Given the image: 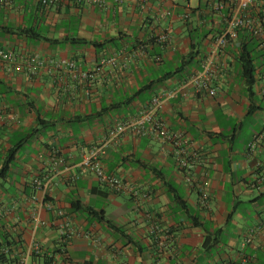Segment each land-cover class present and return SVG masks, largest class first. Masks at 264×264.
I'll use <instances>...</instances> for the list:
<instances>
[{
	"label": "crops",
	"instance_id": "crops-1",
	"mask_svg": "<svg viewBox=\"0 0 264 264\" xmlns=\"http://www.w3.org/2000/svg\"><path fill=\"white\" fill-rule=\"evenodd\" d=\"M218 1L0 0V48L17 55L21 67L9 72L0 63V208L7 211L1 226L21 235L18 252L30 255L28 264H264V52L243 29L215 57V97L197 93L190 80L237 7V0H222L218 12ZM263 7L256 0L252 17ZM198 26L204 37L193 49ZM164 30L175 52L146 42ZM122 51L117 66H103L88 81L56 66L66 59L89 71ZM248 52L251 88L242 67ZM33 55L45 65H27ZM171 90L176 96L157 118L181 136L182 156L154 134L112 143L105 168L137 196L117 194L82 170L84 156L117 123ZM35 179L46 183L45 196ZM60 211L81 235L60 237Z\"/></svg>",
	"mask_w": 264,
	"mask_h": 264
},
{
	"label": "built area",
	"instance_id": "built-area-1",
	"mask_svg": "<svg viewBox=\"0 0 264 264\" xmlns=\"http://www.w3.org/2000/svg\"><path fill=\"white\" fill-rule=\"evenodd\" d=\"M118 3H123L124 0H116ZM176 2L177 0H171ZM43 5H49L54 0H41ZM91 2L99 4L101 6L107 4V0H91ZM150 0H142V3L148 4ZM224 3L219 0L215 4V10L222 12L224 9ZM256 6V0H237V7L235 11L227 17L226 27L222 33L216 38L213 49L206 56L202 69L194 74L190 80L195 87L197 93H205L210 97H215L218 93L216 87L217 71L215 69V57L216 55L228 45V43L237 38L239 31L248 29L251 35L259 42V47L264 52V9L261 10L260 17L254 18L251 15V10ZM264 8V7H263ZM171 11H166L165 16L170 17ZM188 18V15L186 16ZM146 42H155L164 47H169L172 52L177 50V46L173 41V38L168 30L151 32ZM149 50L148 43L142 44L139 47L138 53L141 56H145ZM125 52H117L114 55L103 57L99 61V66L93 70L84 71L77 66V64L70 60H61L56 66L64 67L65 69L72 71L75 78L82 80H91L97 73L102 70L105 65L117 66L119 60L124 56ZM0 63L4 64L9 72L12 70H20V63L18 56L13 52L0 48ZM27 65L32 66H44L45 61L39 55H33L26 60ZM54 64V62H52ZM176 92L174 90L163 92L155 95L144 107L138 117L130 118L125 121L117 123L109 133V136L103 141L102 144L92 148L83 158L81 167L84 172H91L101 184L108 186L113 192L117 194H124L128 196H137L138 193L133 187L126 182L123 178L109 173L104 165V160L108 154V149L112 143H117L120 138L127 134H133L137 137H144L148 135H155L162 139L164 142H173L177 147V152L180 156L184 154V149L181 148L180 135L171 134L162 121L158 120L157 114L164 106L173 98H175ZM2 111L0 110V115ZM257 145V141L250 143L249 148L254 151ZM180 165L183 168H187L188 163L185 158L181 157ZM189 178V177H188ZM189 180H191L189 178ZM34 185L38 191L44 196L47 193L46 183L39 179H35ZM209 199L208 193H203L202 201L204 205H207ZM7 215V211L4 208H0V227L1 220ZM59 216L63 218V221L58 223L59 235L63 240L72 239L75 236L81 235L71 224L69 219L64 218V213L59 212ZM37 224L44 225L45 223L36 217ZM84 237L90 238L89 234H84ZM254 234H250L245 244L252 243ZM97 243H99L97 241ZM9 250L6 249L5 253ZM28 255H20L18 251L14 252V258L17 260L13 264H28ZM243 264H248L244 261Z\"/></svg>",
	"mask_w": 264,
	"mask_h": 264
},
{
	"label": "trees",
	"instance_id": "trees-1",
	"mask_svg": "<svg viewBox=\"0 0 264 264\" xmlns=\"http://www.w3.org/2000/svg\"><path fill=\"white\" fill-rule=\"evenodd\" d=\"M226 1V0H225ZM196 10H193L195 13ZM224 10H222V13ZM189 17V15H188ZM190 19V18H189ZM187 19V20H189ZM245 31H248V29H244ZM203 28L198 26L195 28L196 36H191V43L193 49L201 42V39L203 36ZM29 33H32L35 38H39L40 35L38 33H35L34 31L30 30ZM240 32V31H239ZM27 33V32H25ZM222 31L220 32V34ZM239 34V33H238ZM251 34V33H250ZM205 37H208V34H205ZM253 37V36H252ZM254 58L251 56V52H248V55L243 57L242 60V67H243V78L245 79V82L249 88H251L254 83ZM15 156L14 151H12L10 160L8 161L7 165L4 167L2 171V176H6L9 164L11 163V160H13ZM19 247L24 248L23 241L21 239V235H13L9 231H6L5 229H2V226L0 227V264H13L17 259L14 258V252L19 251ZM8 249L9 251L5 253V250Z\"/></svg>",
	"mask_w": 264,
	"mask_h": 264
}]
</instances>
